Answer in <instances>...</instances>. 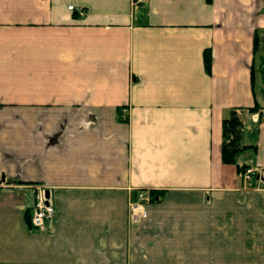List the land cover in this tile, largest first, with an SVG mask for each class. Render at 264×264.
<instances>
[{
  "label": "crops",
  "instance_id": "crops-1",
  "mask_svg": "<svg viewBox=\"0 0 264 264\" xmlns=\"http://www.w3.org/2000/svg\"><path fill=\"white\" fill-rule=\"evenodd\" d=\"M0 264H264V0H0Z\"/></svg>",
  "mask_w": 264,
  "mask_h": 264
},
{
  "label": "built area",
  "instance_id": "built-area-1",
  "mask_svg": "<svg viewBox=\"0 0 264 264\" xmlns=\"http://www.w3.org/2000/svg\"><path fill=\"white\" fill-rule=\"evenodd\" d=\"M144 0H133V3H140ZM72 9V6H68ZM152 195L149 191L137 190L133 197L128 201V221L137 223L146 217V207L148 206ZM53 213V207L47 193L43 187H34V202L32 214L30 217V225L35 228L43 227Z\"/></svg>",
  "mask_w": 264,
  "mask_h": 264
},
{
  "label": "trees",
  "instance_id": "trees-1",
  "mask_svg": "<svg viewBox=\"0 0 264 264\" xmlns=\"http://www.w3.org/2000/svg\"><path fill=\"white\" fill-rule=\"evenodd\" d=\"M205 63L208 64V57L205 58ZM256 110V106L248 108L247 111ZM220 158L222 163L233 164L237 174L242 175L248 168L246 163H238V155L245 149L253 147L251 145L239 146L241 120L238 115V109H230L227 116L222 119ZM152 198L156 195L150 191Z\"/></svg>",
  "mask_w": 264,
  "mask_h": 264
},
{
  "label": "rangeland",
  "instance_id": "rangeland-1",
  "mask_svg": "<svg viewBox=\"0 0 264 264\" xmlns=\"http://www.w3.org/2000/svg\"><path fill=\"white\" fill-rule=\"evenodd\" d=\"M239 118H240V117H239ZM240 120H241V118H240ZM238 145H239V146H242V145H243V144H242V139H239V144H238ZM250 149H251V148H250ZM243 151H244V150H243ZM243 151H242V152H243ZM242 152H241V153H242ZM224 164H225V163H224ZM244 174H245V172H244ZM242 175H243V174H242ZM246 175H247V174H246ZM145 191H146V190H145ZM33 196H34V195H33ZM152 201H153V198L150 200L149 204H150ZM149 204H148V205H149ZM146 208H147V207H146ZM30 217H31V216H30ZM29 223H30V219H29Z\"/></svg>",
  "mask_w": 264,
  "mask_h": 264
}]
</instances>
